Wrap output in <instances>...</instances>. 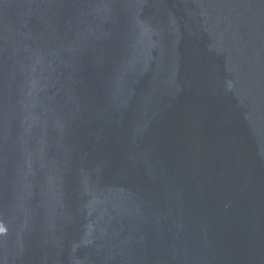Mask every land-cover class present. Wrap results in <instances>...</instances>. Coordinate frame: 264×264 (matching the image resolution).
Returning <instances> with one entry per match:
<instances>
[{"label": "water", "instance_id": "95a60500", "mask_svg": "<svg viewBox=\"0 0 264 264\" xmlns=\"http://www.w3.org/2000/svg\"><path fill=\"white\" fill-rule=\"evenodd\" d=\"M0 264H264V0H0Z\"/></svg>", "mask_w": 264, "mask_h": 264}]
</instances>
